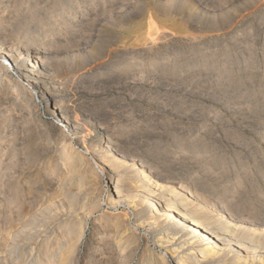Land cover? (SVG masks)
Instances as JSON below:
<instances>
[{
	"label": "rangeland",
	"instance_id": "rangeland-1",
	"mask_svg": "<svg viewBox=\"0 0 264 264\" xmlns=\"http://www.w3.org/2000/svg\"><path fill=\"white\" fill-rule=\"evenodd\" d=\"M32 6L36 16L28 18ZM84 6L87 14L80 12ZM1 10L0 33H11L6 45L18 39V31L7 26L14 18L29 21L26 39L33 48L43 50L45 42L56 40L37 80L21 49L13 53L20 68L1 70L11 78L0 81L1 176L20 186L16 207L0 194L1 239L14 232L25 236L31 218L38 227V213L60 194L63 143L83 155L95 175L97 151L116 153L168 185L215 195L219 203L237 193L241 211L264 214V0H0ZM41 24L49 34L39 32ZM36 32L40 37L31 40ZM147 33L157 38L150 47L143 42ZM15 81L27 83L30 94L21 93ZM15 94L19 100L13 103ZM24 105L34 107L36 119L27 120ZM104 140L110 148H102ZM125 169L107 178L98 172L99 208L84 219L76 246L80 261L72 264H103L96 252L113 249L115 238L107 218L125 212L139 244L128 264H141L145 242L150 252L175 264L155 241L159 231L134 216L127 203H108L115 193L110 178L130 185L134 174ZM51 222L44 224L46 231L40 228L38 241L55 240L63 225ZM20 243L23 250L29 242ZM4 247L1 254H17Z\"/></svg>",
	"mask_w": 264,
	"mask_h": 264
},
{
	"label": "bare ground",
	"instance_id": "bare-ground-1",
	"mask_svg": "<svg viewBox=\"0 0 264 264\" xmlns=\"http://www.w3.org/2000/svg\"><path fill=\"white\" fill-rule=\"evenodd\" d=\"M64 3H61V8L64 7ZM3 10L0 11V26L3 23ZM28 10V18L36 16L33 6L28 7ZM87 11L85 6L80 9V12L84 14H87ZM52 17L55 18V15ZM7 26L9 30L15 29L18 31L19 35L16 42H11V44L6 45L8 42L10 43L9 35L11 33L8 35L5 32L6 29H4L5 33H0V81L4 79L9 83L11 79L2 77V68L9 70L11 67L20 68L21 65H18L16 57L13 56V53H16L20 49L23 50L21 52L25 57L24 63L28 67L31 73L30 75L34 76L33 79L36 78L35 80H37V70L41 67L45 69L48 56L54 52L49 49L50 43L55 44L56 40L52 39L50 41L48 40L49 43L45 42L42 47L43 50L37 49L36 47L33 48L31 44H28L29 41L26 39L30 33L28 28L29 21L26 20L23 23H16L14 18V21L9 22ZM38 29L43 34L42 32L46 30V25L41 24ZM46 31V35L50 33V31ZM39 32L30 36L31 40L37 39L40 34ZM157 37L159 39L160 36ZM154 39L152 34L147 33L143 41L144 46L150 47L154 45ZM18 53L17 56H19ZM15 84L20 85L19 81H15ZM27 85V83H21V93L26 94L25 91H29V87H25ZM28 93L30 94V92ZM42 93L46 98V92L43 91ZM18 95L15 94L13 96V103L19 100ZM30 97L33 101L37 98L34 93H31ZM50 104L56 106L60 110L63 119L70 122L69 117L63 113V109L61 110L59 108L61 106L58 101L52 100ZM24 106L29 113L27 120L29 118L36 119L39 114H36L34 107L31 108L30 105ZM12 107L14 108V106ZM17 112L19 115L20 112ZM2 114V111H0L1 116ZM20 121L24 122V118ZM69 124L72 125L71 122ZM4 126L5 121H1L0 128ZM103 142L104 145L102 148H110L107 141L104 140ZM69 146V143H63L62 145L64 151L63 164H65L66 169L60 172L62 185L60 190L57 191V193L60 191V194H57V197L60 195V198L56 197L53 201L51 199V202L46 208H43L38 213L43 216L38 223H35L38 227L31 225L33 222H37L35 221L37 219L31 218L28 221L27 224L31 227L27 232H24L25 236L23 235L21 238H18L19 234L16 235L17 233L15 234L14 232L12 236H7L8 238H5V240L0 238V244L2 246L5 245L7 248L12 246V251H17V254L13 252L12 254L10 252L9 254H1L0 251V264H51L53 261H55V264H72L73 262H79L80 258L76 255L78 254L76 253V246L82 241L84 236V228L86 225L84 219L90 217L99 208L98 191L101 188V184L98 172H101L107 178L108 176L111 177L119 173L120 171L116 172L119 168H126L128 170L130 168L134 175L130 177L131 180L128 179L131 181L130 185L122 184L125 187L121 186L118 180L115 182L113 178H110L111 183H114L115 193L113 197L109 195L108 203L114 206L127 203L133 209L132 213L134 216L141 218L143 223L145 222L152 229L159 231V236L155 241L158 246L166 250L169 257L174 259L175 264H264V214L261 211H252L254 213L251 211H241L240 203H237L235 200L237 193H233L234 196H232L233 194L231 195L232 200L229 201L227 199L229 202L225 203V199L223 200L222 198L224 203H219V199L217 201L214 199L215 195L211 196L209 193V195H206L192 190L187 191V189L185 191L181 186L179 188L168 185L163 181L164 179L153 175L142 164H127L128 162L126 163L121 158H118L119 156H116V153L104 155L100 151H97L96 154L99 162L95 161L98 168L97 173L95 172L97 175H95L89 172L83 155L74 151V149L72 153V149ZM65 150H67L66 153ZM1 165L2 161L0 160V176L3 170L6 169L3 167L4 165ZM14 182H11V179H8L5 173L0 177V194L5 195L7 200L4 201H7L11 207L19 205L18 195L20 186L18 182ZM111 217L112 220H109L110 218H107V220L110 222L111 230L114 232L115 238L114 245H108H113L114 248H110L107 253H102L99 250L100 253L96 252V255L98 259L100 258L105 261H103V264H128L135 251L138 250L139 244L133 238L132 230H130L131 227L128 223L129 217L126 212L120 213V215L114 214ZM51 221L53 223L57 222V225H63L55 238L56 241L49 240L44 242L42 241L43 239L38 241L36 238H41L40 234L42 232L40 228L45 223L47 224ZM32 226L34 227L32 228ZM45 228L44 226L43 229L45 230ZM22 240H26L29 243L23 244V250H20V242ZM97 243L102 245L101 241ZM52 245L53 247L50 249ZM46 251L49 252L47 253ZM24 255L25 257H23ZM141 264H168V262L164 256L150 252L149 246L145 242L142 247Z\"/></svg>",
	"mask_w": 264,
	"mask_h": 264
}]
</instances>
